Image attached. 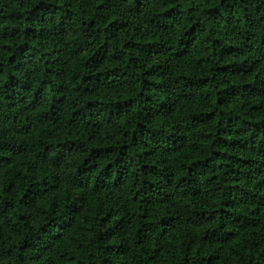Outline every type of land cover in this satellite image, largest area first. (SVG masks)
<instances>
[{
    "label": "trees",
    "instance_id": "obj_1",
    "mask_svg": "<svg viewBox=\"0 0 264 264\" xmlns=\"http://www.w3.org/2000/svg\"><path fill=\"white\" fill-rule=\"evenodd\" d=\"M0 264H264V0H0Z\"/></svg>",
    "mask_w": 264,
    "mask_h": 264
}]
</instances>
